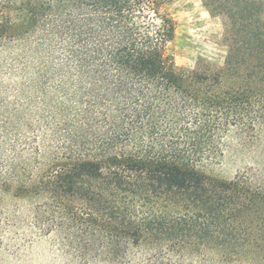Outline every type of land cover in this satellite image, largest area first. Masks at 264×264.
<instances>
[{
    "label": "trees",
    "instance_id": "16d2710c",
    "mask_svg": "<svg viewBox=\"0 0 264 264\" xmlns=\"http://www.w3.org/2000/svg\"><path fill=\"white\" fill-rule=\"evenodd\" d=\"M201 1L220 66H177L163 0H0V188L76 264H264V0ZM229 137L263 160L226 180Z\"/></svg>",
    "mask_w": 264,
    "mask_h": 264
},
{
    "label": "rangeland",
    "instance_id": "374dc122",
    "mask_svg": "<svg viewBox=\"0 0 264 264\" xmlns=\"http://www.w3.org/2000/svg\"><path fill=\"white\" fill-rule=\"evenodd\" d=\"M163 8L175 22V37L169 46L177 66L198 67L203 63L222 65L227 54L222 19L209 13L201 0H163ZM19 53V51H16ZM6 50H0V59ZM2 88L14 84L6 73L0 74ZM0 94L5 92L0 90ZM257 151L248 150L236 137L224 141L223 155L216 163L206 164L205 172L229 180L240 170L262 161ZM0 188V264H76L59 242L57 232L40 234L26 224L29 202ZM250 264L249 260H241Z\"/></svg>",
    "mask_w": 264,
    "mask_h": 264
}]
</instances>
